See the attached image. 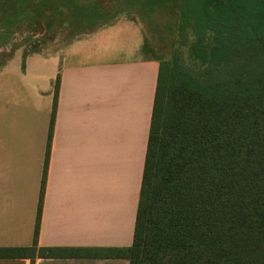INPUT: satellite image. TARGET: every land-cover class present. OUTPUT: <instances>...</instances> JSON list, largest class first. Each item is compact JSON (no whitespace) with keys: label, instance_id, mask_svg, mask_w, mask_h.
Returning a JSON list of instances; mask_svg holds the SVG:
<instances>
[{"label":"trees","instance_id":"1","mask_svg":"<svg viewBox=\"0 0 264 264\" xmlns=\"http://www.w3.org/2000/svg\"><path fill=\"white\" fill-rule=\"evenodd\" d=\"M59 1L0 0L2 44L12 27L49 29L45 11L56 13ZM169 1L178 5L180 49L196 65L153 58L159 69L131 247L37 248V216L32 246L0 248V259L264 264V0Z\"/></svg>","mask_w":264,"mask_h":264},{"label":"crops","instance_id":"2","mask_svg":"<svg viewBox=\"0 0 264 264\" xmlns=\"http://www.w3.org/2000/svg\"><path fill=\"white\" fill-rule=\"evenodd\" d=\"M92 43L97 51H88ZM143 43V27L123 21L66 49L112 56L39 57L0 73V248L32 246L37 216V248L131 247L159 69L139 54ZM50 65L55 81L36 89ZM33 264L128 261L37 257Z\"/></svg>","mask_w":264,"mask_h":264},{"label":"rangeland","instance_id":"3","mask_svg":"<svg viewBox=\"0 0 264 264\" xmlns=\"http://www.w3.org/2000/svg\"><path fill=\"white\" fill-rule=\"evenodd\" d=\"M57 4L56 13H51L49 9L45 11L49 29L41 23L32 30H25L26 25L21 29L12 27L5 44L0 38V73L12 67L23 68L29 60L39 57L50 58L62 54L66 61L76 56L80 61H88L112 56L103 57L98 56L97 52L84 54L79 49H66L79 39L123 21L143 27L141 57L159 58L171 66L180 58L187 65H196L187 51L180 49L177 41V3L172 4L169 0H61ZM1 23L4 25L5 22ZM98 46V43H92L87 49L97 51ZM54 69L50 65L49 69L41 72L40 84L36 89L43 91L49 88L47 80L51 78L50 82L55 81Z\"/></svg>","mask_w":264,"mask_h":264}]
</instances>
